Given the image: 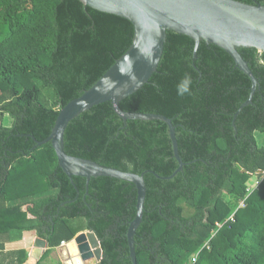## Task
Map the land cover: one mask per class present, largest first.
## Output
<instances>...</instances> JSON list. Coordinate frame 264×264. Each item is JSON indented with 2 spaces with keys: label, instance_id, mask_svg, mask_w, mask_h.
<instances>
[{
  "label": "trees",
  "instance_id": "16d2710c",
  "mask_svg": "<svg viewBox=\"0 0 264 264\" xmlns=\"http://www.w3.org/2000/svg\"><path fill=\"white\" fill-rule=\"evenodd\" d=\"M234 1L264 6V0ZM132 36L127 20L77 0H0V233L39 232L44 213L76 198L59 208L45 236L49 249L37 264L87 229L100 240L104 260L97 264H132L126 232L135 216L134 185L90 179L87 201L101 213L82 217L77 205L85 180L72 177L71 183L50 144L33 149L31 139L49 136L58 111L101 78ZM193 46L186 36L167 32L155 73L119 103L123 112L171 121L181 172L170 180L154 176L169 177L177 168L164 123H123L110 103L67 125L64 152L143 174L142 221L133 238L136 264H264V147L254 139L255 132L264 133V54L238 50L258 86L252 103L236 114L250 94V80L225 51L201 42L193 59ZM186 79L189 90L180 95ZM4 116L12 119L10 127L1 124ZM252 176L262 179L248 191ZM115 218L120 224L106 236ZM78 219L83 227L72 225ZM26 259L24 250L3 251L0 245V264Z\"/></svg>",
  "mask_w": 264,
  "mask_h": 264
},
{
  "label": "water",
  "instance_id": "95a60500",
  "mask_svg": "<svg viewBox=\"0 0 264 264\" xmlns=\"http://www.w3.org/2000/svg\"><path fill=\"white\" fill-rule=\"evenodd\" d=\"M93 10L112 14L127 20L133 27V36L128 49L101 78L79 97L62 107L55 119L49 136L43 141L34 142V148L47 143L53 149L57 166L72 183V177L88 182L92 178H110L133 184L136 191L134 219L128 224L126 232L129 257L136 264L134 235L142 221L145 185L143 174L136 175L99 165L90 160L76 158L64 152L63 136L67 125L82 113L103 103H110L115 114L123 123L129 120L150 122L160 121L167 126L176 170L169 176L160 178L170 180L182 171L183 164L177 150L174 126L164 116L123 112L119 103L140 90L155 73L160 61L166 33L173 32L193 41V59L199 44L215 46L225 51L234 66L248 77L251 83L247 100L238 108V114L252 103L257 90V80L247 63L239 54V49H255L264 54V6L244 4L234 0H77ZM240 170V168H238ZM87 241L76 244L67 242V254L71 264H84L94 259V264L104 260L100 241L92 230L86 234ZM47 244L35 238L33 247L24 264H37Z\"/></svg>",
  "mask_w": 264,
  "mask_h": 264
},
{
  "label": "rangeland",
  "instance_id": "374dc122",
  "mask_svg": "<svg viewBox=\"0 0 264 264\" xmlns=\"http://www.w3.org/2000/svg\"><path fill=\"white\" fill-rule=\"evenodd\" d=\"M46 95L51 100V96L48 92L46 93ZM1 124L4 127H10L12 124V119L9 116H4ZM260 135H259L260 137H262V138L264 137L263 133ZM260 140L261 139H258L259 142H260ZM261 179H262L261 177L259 178L257 176L250 177V179H248V181L246 182V187H247L248 191H251L252 189H254L257 186V184L261 181ZM52 193H53V191L51 192V194ZM224 200L226 202H229V203L232 202L231 198L229 196H224ZM181 204H182V206H184L182 202H181ZM239 205H240V207H243V204L241 202L239 203ZM72 225L83 227L84 220H82V219L75 220V221H73ZM86 234H87V231L82 230V231L78 232L77 234H75L74 237L72 238V240H74L76 244L85 242V241H87ZM33 235H34V233L33 234L31 233L29 235L30 237H28L27 240L23 243V246L25 248H27L28 251H30L32 249L34 239L36 238V237H33ZM66 243H64V245H59L57 248L52 249L50 251L49 255L46 257V259L43 260L42 264H67V263H70L69 257L67 254V247L65 245ZM190 261L192 263L194 261V258L191 257ZM94 262L95 261L93 259V260H90V262H89V260L86 261L84 264H94Z\"/></svg>",
  "mask_w": 264,
  "mask_h": 264
},
{
  "label": "flooded vegetation",
  "instance_id": "af4514ba",
  "mask_svg": "<svg viewBox=\"0 0 264 264\" xmlns=\"http://www.w3.org/2000/svg\"><path fill=\"white\" fill-rule=\"evenodd\" d=\"M87 191H88V186H87V189L85 186V192H84V195L82 197V203H81V205L80 204L77 205V207H78L77 214L82 216V217H85L88 214V212H90V214L93 215V217H94L98 213H101V212H100L98 205L95 204V207H94V206H92V203L89 202L91 200V196L88 195ZM86 195H88V197ZM87 199L89 201H87ZM75 200H76V198L72 201L70 200V203L74 202ZM67 203L70 204L69 202H61L58 205L59 207L55 210V213H53L51 215L44 213V215L41 219L40 230H39V232L36 233L38 236L37 238L43 239L46 242V244H48L46 239H45V236L49 232H52V230H53V219L57 218L58 213H59V208L66 206ZM73 210L74 209H69V213H72ZM119 224H120V220L118 218H115L113 220V223L111 224V226L105 230L104 234L107 236L110 232L116 230ZM88 230H90V229H87L86 231H88ZM48 249H49V247H48ZM47 250H45V251H47Z\"/></svg>",
  "mask_w": 264,
  "mask_h": 264
},
{
  "label": "crops",
  "instance_id": "0c3cea01",
  "mask_svg": "<svg viewBox=\"0 0 264 264\" xmlns=\"http://www.w3.org/2000/svg\"><path fill=\"white\" fill-rule=\"evenodd\" d=\"M258 133L259 132L254 133V139L256 141V145L258 147H264V137L263 138L260 137L261 136L260 134H262V133H259V134ZM263 135H264V133H263ZM258 139H261L260 142L258 141ZM31 233L32 234L34 233L33 237H36V238L38 237L36 234L37 232H35V231H19V230L15 229V230H11L7 233H0V245H2L3 251L24 250L27 253V258H28L30 251H28V249L23 246V243L27 240L28 237H30L29 235ZM67 242H69V241H67ZM64 243H66V242H62L60 245H64ZM65 245L67 247V243ZM47 249H48V244H47ZM44 253L45 252H43V254ZM43 254H42V256H43Z\"/></svg>",
  "mask_w": 264,
  "mask_h": 264
},
{
  "label": "clouds",
  "instance_id": "9594fccd",
  "mask_svg": "<svg viewBox=\"0 0 264 264\" xmlns=\"http://www.w3.org/2000/svg\"><path fill=\"white\" fill-rule=\"evenodd\" d=\"M189 84H190V80H185L183 82V84L181 85L180 89H179V94L183 95L184 93L188 92L189 90Z\"/></svg>",
  "mask_w": 264,
  "mask_h": 264
},
{
  "label": "bare ground",
  "instance_id": "6f19581e",
  "mask_svg": "<svg viewBox=\"0 0 264 264\" xmlns=\"http://www.w3.org/2000/svg\"><path fill=\"white\" fill-rule=\"evenodd\" d=\"M85 236V235H84ZM61 252V251H60ZM89 262H90V260H89ZM67 264H70V263H67Z\"/></svg>",
  "mask_w": 264,
  "mask_h": 264
}]
</instances>
